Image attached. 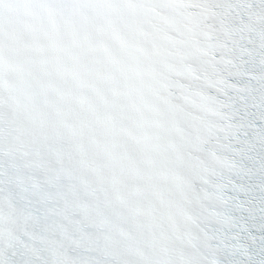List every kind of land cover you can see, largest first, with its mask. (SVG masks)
I'll list each match as a JSON object with an SVG mask.
<instances>
[{
  "label": "snow or ice",
  "instance_id": "6c2138e0",
  "mask_svg": "<svg viewBox=\"0 0 264 264\" xmlns=\"http://www.w3.org/2000/svg\"><path fill=\"white\" fill-rule=\"evenodd\" d=\"M0 264H264V0H0Z\"/></svg>",
  "mask_w": 264,
  "mask_h": 264
}]
</instances>
